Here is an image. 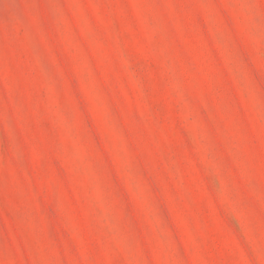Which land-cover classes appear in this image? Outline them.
<instances>
[{"label": "rangeland", "instance_id": "obj_1", "mask_svg": "<svg viewBox=\"0 0 264 264\" xmlns=\"http://www.w3.org/2000/svg\"><path fill=\"white\" fill-rule=\"evenodd\" d=\"M0 264H264V0H0Z\"/></svg>", "mask_w": 264, "mask_h": 264}]
</instances>
